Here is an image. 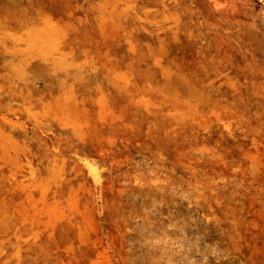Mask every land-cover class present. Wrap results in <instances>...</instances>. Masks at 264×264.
<instances>
[{
    "label": "rangeland",
    "instance_id": "obj_1",
    "mask_svg": "<svg viewBox=\"0 0 264 264\" xmlns=\"http://www.w3.org/2000/svg\"><path fill=\"white\" fill-rule=\"evenodd\" d=\"M0 264H264V0H0Z\"/></svg>",
    "mask_w": 264,
    "mask_h": 264
}]
</instances>
